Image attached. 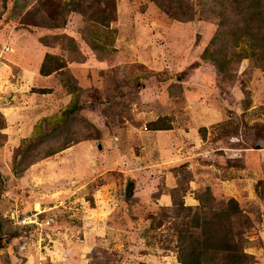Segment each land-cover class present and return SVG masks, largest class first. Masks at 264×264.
Instances as JSON below:
<instances>
[{
	"label": "rangeland",
	"instance_id": "rangeland-1",
	"mask_svg": "<svg viewBox=\"0 0 264 264\" xmlns=\"http://www.w3.org/2000/svg\"><path fill=\"white\" fill-rule=\"evenodd\" d=\"M250 1L0 0V264H180L220 211L264 264Z\"/></svg>",
	"mask_w": 264,
	"mask_h": 264
},
{
	"label": "trees",
	"instance_id": "trees-1",
	"mask_svg": "<svg viewBox=\"0 0 264 264\" xmlns=\"http://www.w3.org/2000/svg\"><path fill=\"white\" fill-rule=\"evenodd\" d=\"M245 1V0H244ZM245 10L250 11V19L260 20V11L257 9L258 5L256 2L251 0L245 6ZM238 12H242L241 8H238ZM40 74L44 73V63L40 67ZM58 151V150H57ZM227 210L236 213V204L234 201H227ZM228 215L226 211H220L214 214L211 221L203 222L204 234H209L200 244L191 246L188 254L182 255L178 262L180 264H207L208 261L213 260V256L217 254L224 255V264H244L247 257L240 251L238 241L235 242L233 238H229L228 235H221L220 223L221 221L227 220ZM201 225L197 224L196 220L193 221L192 228H199ZM198 239V238H195ZM209 253V258H204Z\"/></svg>",
	"mask_w": 264,
	"mask_h": 264
},
{
	"label": "built area",
	"instance_id": "built-area-1",
	"mask_svg": "<svg viewBox=\"0 0 264 264\" xmlns=\"http://www.w3.org/2000/svg\"><path fill=\"white\" fill-rule=\"evenodd\" d=\"M11 219L14 225L16 226H24L26 225V219L27 217L21 216L19 214V211L17 209H14L12 214H11Z\"/></svg>",
	"mask_w": 264,
	"mask_h": 264
}]
</instances>
